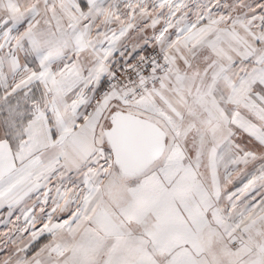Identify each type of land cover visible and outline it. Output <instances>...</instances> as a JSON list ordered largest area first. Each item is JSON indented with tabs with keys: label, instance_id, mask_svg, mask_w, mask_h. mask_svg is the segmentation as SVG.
I'll return each mask as SVG.
<instances>
[{
	"label": "snow or ice",
	"instance_id": "obj_1",
	"mask_svg": "<svg viewBox=\"0 0 264 264\" xmlns=\"http://www.w3.org/2000/svg\"><path fill=\"white\" fill-rule=\"evenodd\" d=\"M0 264H264V0H0Z\"/></svg>",
	"mask_w": 264,
	"mask_h": 264
}]
</instances>
